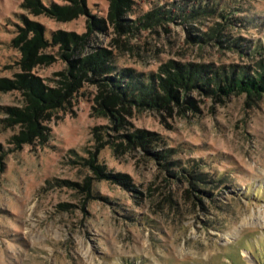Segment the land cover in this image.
Returning <instances> with one entry per match:
<instances>
[{
  "label": "rangeland",
  "instance_id": "1",
  "mask_svg": "<svg viewBox=\"0 0 264 264\" xmlns=\"http://www.w3.org/2000/svg\"><path fill=\"white\" fill-rule=\"evenodd\" d=\"M35 1L0 0V79L61 96L38 117L46 138L23 143L15 111L31 89L0 88V264H264V98L196 90L194 104H132L116 120L95 100L122 69L250 70L264 0H123L131 29L112 0ZM194 8L213 12L186 17ZM217 22L221 43L193 38ZM95 53L112 71H79ZM137 131L150 142L125 137Z\"/></svg>",
  "mask_w": 264,
  "mask_h": 264
},
{
  "label": "trees",
  "instance_id": "2",
  "mask_svg": "<svg viewBox=\"0 0 264 264\" xmlns=\"http://www.w3.org/2000/svg\"><path fill=\"white\" fill-rule=\"evenodd\" d=\"M122 1L112 0L110 15L118 18L117 21L120 27L131 29L133 26H123L121 24L122 20L119 19L121 6L126 5ZM24 4L31 6L33 9H37V1L35 0H25ZM69 8L70 6L65 5L57 8V11L58 13H64ZM54 10L56 11V9ZM209 12H213V9L210 8L209 11H203L199 8H194L190 15L186 17L195 16L196 13L208 14ZM164 13L165 11L155 9L147 14L150 17L145 16L144 19L157 21ZM222 29V24L217 22L214 26L209 27L208 32H203L201 36H194L193 38L202 42L212 39L213 41L221 43L220 37L224 36L221 32ZM253 47L252 51H255V55L259 58L250 70L240 66L237 68H233L234 66H229V68L224 66L211 67V65L203 66V64H174L170 66L168 63L160 67V70H163L161 73L165 74L164 76L151 73L147 78H142L139 74H132L122 69L117 73L106 75L102 79L106 82V84H100L104 92H107L104 87L105 85H110L112 91L106 95L102 91H99L95 100L99 103L98 106L101 112H103V107L106 108L116 120L122 111L124 113L130 112V106L132 104L150 107L164 106L169 102V99L179 100L181 96L184 97L185 103L194 104L193 99L189 98L187 94L196 90H199V92L202 91L210 97H219L221 94L227 96L234 93H246L247 96H253V98H264V55L262 56L264 52L260 51L259 45H254ZM104 54L95 53L93 56L86 57L80 62L81 66L79 71L84 72L83 68L86 67H90L96 72L98 71V75L99 73L101 75V71H105L106 73L112 71L110 66L105 63L107 62V57ZM25 57L26 61L30 60L27 54H25ZM77 75H80V73ZM11 84L18 86L26 84L31 89L29 93H26L28 100L26 108L15 111L17 115H24L21 118L23 121L21 131L15 136L16 141L28 143L35 136L45 139V128L39 125L38 117L41 112L51 108L55 102L59 101V96H61L60 91L53 89L44 90L36 80L26 78L25 75H20V78L13 82L0 79V88H8ZM122 120L123 118L120 120V126H122ZM125 137L133 142L135 139H139L140 144H148L150 142L140 131L126 135ZM151 154L153 156H159V152H152Z\"/></svg>",
  "mask_w": 264,
  "mask_h": 264
}]
</instances>
